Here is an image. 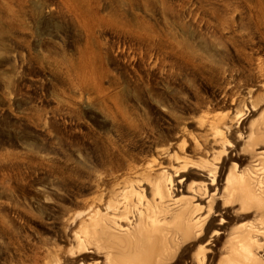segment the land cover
Returning a JSON list of instances; mask_svg holds the SVG:
<instances>
[{
    "label": "rangeland",
    "instance_id": "rangeland-1",
    "mask_svg": "<svg viewBox=\"0 0 264 264\" xmlns=\"http://www.w3.org/2000/svg\"><path fill=\"white\" fill-rule=\"evenodd\" d=\"M256 127L264 0H0V264L264 260Z\"/></svg>",
    "mask_w": 264,
    "mask_h": 264
},
{
    "label": "bare ground",
    "instance_id": "bare-ground-1",
    "mask_svg": "<svg viewBox=\"0 0 264 264\" xmlns=\"http://www.w3.org/2000/svg\"><path fill=\"white\" fill-rule=\"evenodd\" d=\"M260 124L262 125L263 123H260ZM251 125H252V124H251ZM254 125H255V124H254ZM251 127H252V126H251ZM251 127H250V129H251ZM259 127H260V126H259ZM256 128H257V127H256ZM262 128H263V127H261V128H257V129H259V130H257V131H260V134H259V135H261V132H263V129H262ZM253 129H254V127H253ZM261 129H262V131H261ZM252 131L254 132V130H252ZM255 131H256V130H255ZM257 131H256V132H257ZM253 132L251 133V136H252ZM256 132H255V133H256ZM257 133H258V132H257ZM249 134H250V133H249ZM254 135H255V134H254ZM257 135H258V134H257ZM259 135H258V136H259ZM263 135H264V132H263ZM251 136H250V137H251ZM250 137H249V139H250ZM253 137H254V136H253ZM256 137H257V136H256ZM247 139H248V138H247ZM254 139H255V138H253V140H254ZM258 139H261V136H260V138H258ZM258 139H257V140H258ZM261 140H262V139H261ZM249 141H250V140H249ZM252 142H253V141H252ZM260 142H262V141H260ZM263 142H264V141H263ZM257 144H258V143H257ZM263 144H264V143H262V145H263ZM252 145H253V144H252ZM252 145H250V146H252ZM255 146H256V147H259V146H257V145H255ZM252 147H254V146H252ZM260 147H261V146H260ZM247 149H248V148H247ZM253 149H254V148H253ZM248 150H249V149H248ZM251 150H252V149H251ZM255 150H256V149H255ZM256 153H257V152H256ZM256 153H255V154H256ZM259 153H261V152H259ZM262 153L264 154V152H262ZM262 153H261V154H262ZM261 154H256V157H257V159L255 158V159H256V162H258L257 160H260V161H259L260 163L258 162V164H261V159H263V158L260 156ZM251 155H252V154H251ZM257 155H258L259 157H258ZM260 157H261V159H258V158H260ZM263 157H264V155H263ZM251 159H252V162H253V158H251ZM255 159H254V160H255ZM252 162H251V163H252ZM256 162L254 161V163H256ZM263 162H264V160H263ZM263 162H262L261 166L263 165ZM250 166H251V164H250ZM250 166H249V168H252V167H253V163H252V166H251V167H250ZM254 166H255V165H254ZM258 166H260V165H258ZM258 166H257V167H258ZM263 166H264V165H263ZM229 168H231V169L233 170L234 166H233V168H232V167H229ZM229 168H228V169H229ZM236 169H237V168H234L235 171H236ZM254 169H255V168H254ZM258 169H259V168H258ZM260 169H261V168H260ZM229 170H230V169H229ZM229 170H228V171H229ZM247 170L249 171L248 168H247ZM247 170H246V171H247ZM251 170H252V172H253V168H252ZM256 170H257V168L255 169V173L257 174ZM239 171H240V170H239ZM246 171H244V173L247 174L246 177L249 178V175H248L249 172L247 171L248 173H246ZM259 171H260V170H259ZM230 172H231V170H230ZM230 172H228L229 175H228V173H227L228 177L226 178L227 180H225V182L227 181V182H229L230 184H232V181L234 180V177H232V175L230 174ZM261 172H262V173H260V172H259V173H260V174H264V172H263L262 170H261ZM232 173H236V174H237L238 172H234V171H233ZM255 173H251V174L249 173V174L252 175V176H255V175H254ZM259 173H258V174H259ZM221 174H222V173H221ZM241 174H242V171H241ZM258 174H257V175H258ZM238 175H239V174H238ZM257 175L255 176V179H258V177H260V176L257 177ZM239 176H240V175H239ZM252 176L250 177V179L252 178ZM262 176H264V175H262ZM262 176H261V179H259V180H254V182L252 181L253 179H251L252 182L248 179V180L250 181V182H248V180L246 179V177L242 175L241 177L243 178V180L246 179V180H245V181H247L246 183H252V184H251V187L249 186V190H248V188H246V189H247V190H246V189H245V186H246V185H243V188H242L241 185H240V186H239V185L237 186V185H234V184H233L232 191L230 190V194H229V195H234V194H236V195H238V196L234 195L233 197H237V199L240 198V199H242V201H243V200H251V199H254V198H260V199H261V196L264 195V181H263L264 178L262 179ZM237 177H238V176H237ZM256 177H257V178H256ZM218 178H219V177H218ZM239 178H240V177H239ZM239 178H238V179H239ZM244 178H245V179H244ZM241 180H242V179H241ZM241 180H240V181H241ZM243 180H242V181H243ZM245 181H244V182H245ZM237 182H239V181H237ZM240 183H241V182H240ZM246 183H245V184H246ZM180 184H181V183H180ZM193 184H194V183H193ZM225 184H226V183H225ZM177 185H178V184H177ZM211 185H213V184H211ZM247 185H250V184H247ZM193 186H194V185H193ZM198 186H199V185H198ZM191 187H192V186H191ZM218 187H219V185H218ZM227 187H228V186H227ZM246 187H248V186H246ZM178 188H179V187H178ZM178 188H177V189H178ZM225 188H226V185H225ZM174 189H175V188H174ZM174 189L172 190L173 192H174ZM177 189H175V190L177 191ZM189 189H191V188H189ZM195 189H196V188H195ZM198 189H200V188L198 187ZM228 189H231V188H228ZM178 190H179V189H178ZM176 191H175V192H176ZM219 191H220V190H219ZM165 192H166V191H165ZM167 192H168V191H167ZM170 192H171V191H170ZM196 192H197V191H196ZM227 192H228V191H227ZM231 192H232V194H231ZM171 194H172V192H171ZM193 194H194V193H193ZM202 194H203V193H201V195H202ZM220 194H222V192H221ZM167 195H168V194H167ZM199 195H200V192H199ZM225 195H226V193H225ZM196 196H198V195L196 194ZM210 196H211V195H210ZM198 197H199V196H198ZM230 197L232 198V196H229V198H230ZM210 198H211V197H210ZM223 198H224V196H223ZM226 198H228L227 195H226ZM229 198H228V200H229ZM199 199H202V198L200 197ZM199 199H198V200H199ZM211 199L213 200V198H211ZM224 199H225V198H224ZM224 199H223V201H225ZM218 200H219V198H218ZM221 200H222V197H221ZM228 200H227V201H228ZM232 200H233V199H232ZM234 200H235V199H234ZM258 200H259V199H258ZM184 201H187V200H184ZM184 201H183V202H184ZM210 201H211V200H210ZM210 201H209V203H210ZM213 201H214V200H213ZM238 201H239V200H238ZM174 202H175V201H174ZM174 202H173V204H174ZM211 202H212V201H211ZM221 202H222V201H221ZM229 202H230V201H228L226 204L228 205ZM234 202H235V201H234ZM234 202H233V203H234ZM247 202H248V201H247ZM253 202H254V201H253ZM253 202H249V203L252 204ZM259 202H261V201H259ZM263 202H264V201H263ZM206 203H208V202H206ZM249 203H248V205H249ZM187 204L189 205V203H187ZM226 204H225V205H226ZM239 204H241V203L239 202ZM253 204H254V203H253ZM174 205H175V204H174ZM183 205H185V204H183ZM188 205H187V206H188ZM223 205H224V203H223ZM223 205H222V206H223ZM248 205L246 204L245 207H247ZM177 206H178V205H177ZM177 206H176V207H177ZM180 206H181V205H180ZM180 206H179V207H180ZM228 206H229V205H228ZM231 206H232V205H231ZM176 207H175V208H176ZM183 207H185V206H183ZM208 207H209V206H208ZM219 207H220V205H219V203H218V208H219ZM226 207H227V206H226ZM255 207H257V205H256ZM258 207H259V206H258ZM185 208H186V207H185ZM189 208H190V207H189ZM209 208H210V207H209ZM209 208H208V209H209ZM243 208H244V207H243ZM250 208H251V206H250ZM179 209H180V208H179ZM183 209H184V208H183ZM187 209H188V208H187ZM240 209H241V208H240ZM246 209H247V208H246ZM257 209H258V208H257ZM174 210H175V209H174ZM177 210H178V208H177ZM190 210H192V206H191V209H190ZM190 210H189V211H190ZM210 210H211V208H210ZM172 211H173V210H172ZM178 211H179V210H178ZM180 211L182 212V214H184L185 217H187V216L185 215V213L188 212V211L185 210V211H186V212H185L184 210L182 211V209H181ZM180 211H179L178 213H177V211H173L172 213L175 212L174 214L176 215V213L179 214ZM192 211H196V210L193 209ZM197 211H198V209H197ZM197 211H196V212H197ZM224 211H225V210H224ZM242 211H246L245 208H244V210L242 209ZM256 211H257V210H256ZM205 212H206V213H211L210 211H208V212L205 211ZM217 212H218V211H217ZM253 212H254V211H253ZM258 212H259V211H258ZM260 212H261V211H260ZM260 212L258 213V215L260 214ZM191 213L193 214L194 212H191ZM222 213H223V211H222ZM250 213H251V212H250ZM261 213H262V212H261ZM186 214L188 215L189 213H186ZM194 214H195V213H194ZM194 214H193V215H194ZM219 214H220V213H219ZM256 214H257V213H256ZM169 215H170V214H169ZM193 215L189 214V217H192ZM196 215H197V214H196ZM202 215H204V214H202ZM206 215H207V214H206ZM254 215H255V214H254ZM261 215H262V214H261ZM261 215H260V216H261ZM178 216H180V215H178ZM182 216H183V215L180 216V219L182 218L181 220L186 221V220H185L186 218H185L184 216H183V217H182ZM173 217H174V216H173ZM198 217H199V216H198ZM258 217H259V216H258ZM262 217H263V216H261V219H262ZM174 218H176V220H177V217H176V216H175ZM183 218H185V219H183ZM196 218H197V217H196ZM203 218H204V216H203ZM203 218H202V216H200V219H201V220H203ZM220 218H222V217H220ZM178 219H179V218H178ZM190 219H191V218H190ZM190 219H187V221L190 220ZM200 219H199V221H200ZM204 219L206 220L207 218H204ZM257 219L260 220V218H257ZM196 220H197V219H196ZM196 220H195V221H196ZM222 220H223V219H222ZM259 220H258V222H259ZM263 220H264V219H263ZM178 221H180V220H178ZM178 221H177V223H178ZM193 221H194V220H192L191 222H193ZM195 221H194L193 223H195ZM199 221H198V222H199ZM203 221H204V220H203ZM256 221H257V220H256ZM260 221H261V220H260ZM170 222H171V221H170ZM172 222H174V220H173ZM175 222H176V221H175ZM175 222H174V223H175ZM182 222H183V221H182ZM182 222H181V223H182ZM191 222H190V223H191ZM198 222H197V223H198ZM200 222H201V221H200ZM254 222H255V219H254ZM254 222H252V223H254ZM139 223H140V222H139ZM139 223H138V224H139ZM179 223H180V222H179ZM185 223H186V222H185ZM185 223H183V224H185ZM197 223H195V224H197ZM256 223H257V222H256ZM261 223H262V222H261ZM263 223H264V222H263ZM263 223H262V224H263ZM172 224H173V223H172ZM187 224H188V223H186V226H187ZM202 224H203V223H202ZM202 224H201V225H202ZM262 224H261V226H262ZM173 225H174V224H173ZM178 225H179V228H180V225H181V224H178ZM191 225H192V223H191ZM249 225H250V227H249ZM249 225H247L248 228L252 229L253 227H252L251 223H250ZM255 225H256V224H255ZM257 225H259V224L257 223ZM257 225H256V226H257ZM182 226H183V225H182ZM182 226H181V227H182ZM203 226H205V225H203ZM253 226H254V225H253ZM256 226H255V227H256ZM137 227H138V226H137ZM173 227H176V226L174 225V226H172V228H173ZM192 227H194V229H195L196 225H195V226H192ZM198 227H200V226H199V223H198ZM244 227H246V226H244ZM257 227H258L257 229L260 228V226H257ZM263 227H264V226H263ZM263 227H261L262 230H263ZM182 228H183V227H182ZM240 228H242V227H240ZM240 228H239V229H240ZM135 229H136V227H135ZM177 229H178V227H177ZM180 229H181V228H180ZM198 229H199V228H198ZM200 229H201V228H200ZM243 229H244V228H243ZM243 229H242V230H243ZM257 229H256V232L258 231ZM139 230H140V229H139ZM172 230H173V229H172ZM175 230H176V229H175ZM175 230H174V231H175ZM178 230H179V229H178ZM253 230H255V229H253ZM140 231H141V230H140ZM142 231H143V230H142ZM206 231H207V230H206ZM244 231H246V230H244ZM138 232H139V231H138ZM143 232H144V231H143ZM175 232H177V231H175ZM179 232H180V230H179ZM195 232H197V231H195ZM198 232H199V231H198ZM201 232H203L202 229H201ZM236 232H237V231H236ZM248 232H249V231H248ZM254 232H255V231H254ZM262 232H263V234H262ZM262 232H260V233L262 234V235H260V236L263 237V236H264V231H262ZM136 233H137V231H136ZM141 233H142V232H141ZM171 233H172V232H171ZM173 233H174V232H173ZM177 233H178V232H177ZM203 233H204V232H203ZM246 233H247V232H246ZM246 233H244V236H245ZM249 233H250V232H249ZM137 234H138V233H137ZM180 234H181V233H180ZM195 234H196V233H195ZM201 234H202V233H201ZM237 234H238V233H237ZM257 234H258V233H257ZM257 234H256V236H257ZM135 235H136V234H135ZM170 235H171V234H170ZM178 235H179V233H178ZM197 235L199 236L200 233H198ZM233 235H235V233H234ZM252 235H253V234H252ZM133 236H134V235H133ZM140 236H141V235H140ZM198 236H197V237H198ZM200 236H201V235H200ZM235 236H236V235H235ZM244 236H243V233H242V237H244ZM248 236H249V234H248ZM260 236H259V237L257 236L258 238H256V237L254 236V237L256 238L255 240H258V241H257V242H258V246H259V244H260L261 241H262V240H259V239L262 238V237L260 238ZM120 237H121V236H120ZM141 237H142V236H141ZM174 237H175V236H174ZM179 237H180V236H179ZM187 237H188V236H187ZM230 237H232V236H230ZM238 237H239V236H238ZM252 237H253V236H252ZM252 237H250V238H252ZM254 237H253V238H254ZM131 238H132V236H131ZM135 238H136V237H135ZM138 238H140V237H138ZM169 238H170V237H169ZM171 238H172V237H171ZM175 238H176V237H175ZM180 238H181V237H180ZM239 238H240V237H239ZM126 239H127V238H126ZM133 239H134V237H133ZM133 239H132V240H133ZM136 239H137V238H136ZM136 239H134V240L136 241ZM140 239H141V238H140ZM245 239H246V238H245ZM245 239H244V240H245ZM248 239H249V238H248ZM248 239H247V240H248ZM262 239H264V238H262ZM128 240H129V239H128ZM178 240H180V239L178 238ZM230 240H231V239H230ZM239 240H240V239H239ZM241 240H242V239H241ZM135 241H133V243H134ZM174 241H175V239H174ZM180 241H182V238H181ZM186 241H187V240H186ZM263 241H264V240H263ZM123 242H125V241H123ZM128 242H129V241H128ZM165 242H166V241H165ZM165 242H164V243H165ZM169 242H170V241H168V243H169ZM178 242H179V241H178ZM238 242H239V241H238ZM240 242H241V241H240ZM240 242H239V243H240ZM251 242H253V240H252ZM257 242H256V243H257ZM131 243H132V241H131ZM135 243H136V242H135ZM166 243H167V242H166ZM175 243H177V242H175ZM183 243H184V242H183ZM186 243H187V242H186ZM228 243H229V242H228ZM125 244H126V243H125ZM173 244H174V243H173ZM184 244H185V243H184ZM229 244H230V243H229ZM233 244H234V243H233ZM242 244H243V243H242ZM261 244H262V243H261ZM119 245H120V243H119ZM122 245H123V244H122ZM175 245H176V244H175ZM177 245L179 246V244H177ZM255 245H256V244H255ZM262 245H264V244H262ZM262 245H261V246H262ZM178 246H176V247L178 248ZM181 246H182V245H181ZM230 246H231V245H230ZM258 246H257V247H258ZM261 246H259V247H260L261 250H262V247H261ZM121 247H122V246H121ZM174 247H175V246H174ZM226 247H227V246H226ZM232 247H233V245H232ZM257 247L255 246V248H254V245H253V249H254V251L252 250L253 253H256L255 251L257 250V249H256ZM259 247H258V248H259ZM177 248H176V251L178 250ZM251 248H252V247L250 246V249H251ZM166 249H167V248H166ZM255 249H256V250H255ZM169 250H170V249H169ZM231 250H232V248H231ZM258 250H259V249H258ZM258 250H257V251H258ZM261 250H260V251H261ZM263 250H264V248H263ZM172 251H173V248H172ZM252 251H251V252H252ZM170 252H171V250H170ZM225 253H226V252H225ZM130 254H131V253H130ZM227 254H228V253H227ZM262 254H263V253H262ZM254 255H255V254H254ZM263 255H264V254H263ZM258 256H259V255H258ZM258 256H257V257H258ZM223 258H224V257H223ZM253 258H255V259H252V261H251L250 264H260L261 261L264 263V260H262L260 257H259V258L261 259V261H260L259 258L256 259V256L253 257ZM222 260H223V259H222Z\"/></svg>",
    "mask_w": 264,
    "mask_h": 264
}]
</instances>
